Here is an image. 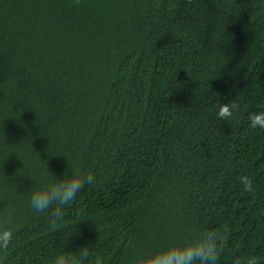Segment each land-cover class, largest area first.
Returning <instances> with one entry per match:
<instances>
[{"label": "trees", "instance_id": "obj_1", "mask_svg": "<svg viewBox=\"0 0 264 264\" xmlns=\"http://www.w3.org/2000/svg\"><path fill=\"white\" fill-rule=\"evenodd\" d=\"M257 114L264 0H0V264H158L209 235L264 264ZM74 173L95 179L53 227L29 194Z\"/></svg>", "mask_w": 264, "mask_h": 264}, {"label": "clouds", "instance_id": "obj_2", "mask_svg": "<svg viewBox=\"0 0 264 264\" xmlns=\"http://www.w3.org/2000/svg\"><path fill=\"white\" fill-rule=\"evenodd\" d=\"M235 108V105H232ZM218 116L224 118L231 113L229 107L220 104ZM253 126L264 127V116L257 114L251 118ZM49 172V171H48ZM93 175H76L75 173L67 178L61 177L59 181H51L41 188L35 189L29 194V206L37 213H48L51 210L52 226L62 223V206L69 204L76 198L85 184L93 183ZM59 205L60 207H56ZM213 236L209 235L203 240L195 241L192 244L175 247L169 250L167 258L158 261V264H194L201 261V264H218L219 250L212 243ZM89 258L88 246L66 251L53 258L52 264H85ZM236 264H260L259 258L255 255L244 257L236 261Z\"/></svg>", "mask_w": 264, "mask_h": 264}, {"label": "water", "instance_id": "obj_3", "mask_svg": "<svg viewBox=\"0 0 264 264\" xmlns=\"http://www.w3.org/2000/svg\"><path fill=\"white\" fill-rule=\"evenodd\" d=\"M77 1H80V0H77Z\"/></svg>", "mask_w": 264, "mask_h": 264}]
</instances>
